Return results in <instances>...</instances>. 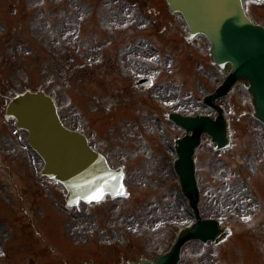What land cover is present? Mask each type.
<instances>
[{
	"label": "rangeland",
	"instance_id": "rangeland-1",
	"mask_svg": "<svg viewBox=\"0 0 264 264\" xmlns=\"http://www.w3.org/2000/svg\"><path fill=\"white\" fill-rule=\"evenodd\" d=\"M245 8L264 25V0ZM188 35L164 0H0V91L51 94L64 124L125 170L128 191L69 208L65 190L40 179L43 161L0 99L1 264L152 259L195 221L173 166L184 131L166 113L216 117L203 97L230 67L222 73L206 37ZM140 77L155 82L139 89ZM218 102L232 144L217 152L206 136L197 149L198 209L228 232L185 244L179 264H264V126L241 84Z\"/></svg>",
	"mask_w": 264,
	"mask_h": 264
},
{
	"label": "water",
	"instance_id": "water-1",
	"mask_svg": "<svg viewBox=\"0 0 264 264\" xmlns=\"http://www.w3.org/2000/svg\"><path fill=\"white\" fill-rule=\"evenodd\" d=\"M261 1V0H257ZM169 9L180 13L189 30V39L204 35L211 43L214 62L231 72L217 92L206 99L212 106L216 98L225 96L237 81L248 82L253 98L255 117L264 123V27L248 17L243 0H167ZM148 84L149 81H139ZM218 118L182 117L170 114L186 135L176 141L179 158L175 169L183 193L189 197L197 215L199 189L194 154L204 133L212 137L218 149L229 146L226 121L219 109ZM6 118H15L17 126L29 134V144L44 161L43 175L61 184L69 206L81 201L99 202L106 195L116 197L126 191L122 168L110 167L107 158L96 151L88 138L64 126L54 99L43 91L13 93L6 108ZM184 230L172 249L156 257L154 263L142 259L139 264H178L182 247L191 240L216 242L225 233L215 220H202ZM129 264H135L133 262Z\"/></svg>",
	"mask_w": 264,
	"mask_h": 264
},
{
	"label": "flooded vegetation",
	"instance_id": "flooded-vegetation-1",
	"mask_svg": "<svg viewBox=\"0 0 264 264\" xmlns=\"http://www.w3.org/2000/svg\"><path fill=\"white\" fill-rule=\"evenodd\" d=\"M3 98V95H2V93H0V99H2ZM2 114V113H1ZM1 181V180H0ZM0 256H3V254L2 255H0ZM0 264H1V262H0Z\"/></svg>",
	"mask_w": 264,
	"mask_h": 264
}]
</instances>
